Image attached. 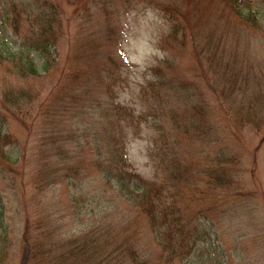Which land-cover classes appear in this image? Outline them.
<instances>
[{
	"label": "rangeland",
	"instance_id": "rangeland-1",
	"mask_svg": "<svg viewBox=\"0 0 264 264\" xmlns=\"http://www.w3.org/2000/svg\"><path fill=\"white\" fill-rule=\"evenodd\" d=\"M228 1L0 0V31L12 49L41 34L56 41L48 74L38 59L40 74L30 79L0 65V100L24 94L26 101L20 111L13 108L22 118L7 114L4 123L23 156L5 168L0 158V217L10 231L3 264L20 263L25 224L35 218L55 222L69 237L87 233L90 226H102L111 236L138 231L139 243L152 246L146 218L131 211L97 169L92 151L79 144L91 120L110 108L111 75L125 76L127 87L117 88V100L131 103L141 91L143 70L157 64L171 81L163 88L169 96L161 94L170 105L166 116L189 126L174 127L169 135L184 170L172 183L181 190L182 212L193 220L200 213L209 218L222 264H264V151L258 150L251 127L233 134L224 129L226 103L234 116L242 102L264 92V19L256 25L243 22ZM246 1L249 9L264 10V0ZM173 21L181 26L176 33ZM226 76L236 84L225 87ZM190 99L204 107L209 130L190 132V117L197 113L190 110ZM143 101L157 102L150 93ZM154 135L146 128L128 146L147 179L156 177L150 159ZM57 142L65 147L63 155ZM221 150L236 159L220 157ZM226 164L233 169L221 184L216 169ZM39 170L44 185L35 189Z\"/></svg>",
	"mask_w": 264,
	"mask_h": 264
},
{
	"label": "trees",
	"instance_id": "trees-1",
	"mask_svg": "<svg viewBox=\"0 0 264 264\" xmlns=\"http://www.w3.org/2000/svg\"><path fill=\"white\" fill-rule=\"evenodd\" d=\"M228 2L243 22L256 25L264 19V10L249 9L250 4L246 0ZM180 28V24L173 21L174 33ZM55 43L54 38L48 39L41 34L24 42L22 40L19 48L14 50L8 38L0 31V65H6L23 79H30L40 74L38 59L42 63V69L48 74ZM199 64L202 67L200 60ZM111 78L113 84L107 86L111 99L110 108H104L106 111L99 118L91 120L88 128L82 130L84 140L79 146L86 148V152H90L89 149L92 151L97 169L114 184L116 191L129 203L131 211L146 218L152 246L139 243L138 231L128 234L127 229H123L120 235L117 232L115 236H111L102 226H90L87 233L83 232L79 237H69L60 233V227L55 222L35 218L26 221L19 264H222L224 257L214 241L215 230L211 221L202 213L194 220L184 214L178 202L181 190L173 188L172 183L184 170L177 158V142L170 141L169 135L174 127H183L184 122L179 121L177 116H166L170 105L166 104L167 101L161 94L165 92L169 96V91L163 88L171 81L165 76L164 67L157 64L143 70L144 82L141 83V91L138 99L131 103L117 100V88L127 87L125 76L117 77L112 74ZM225 79V87H231L233 82L236 84V81L231 83L228 76ZM55 88H58L57 93L63 94L64 90L60 86ZM170 88H173L171 84ZM149 93L157 100L155 104L143 101L148 100ZM22 97L24 94H20L18 98H10V102L9 97L0 100V158L4 160L2 168L9 166L10 162L15 164L23 156V152L19 153L15 148L18 144L17 138L4 129L7 114H12L15 119L22 118L13 112L14 107L19 111L26 107V101ZM60 97L61 94H58L56 102ZM226 99L224 102L229 101L228 97ZM246 102H242L234 116L229 112L231 108L226 103L224 115L227 126L224 129H229L226 132L233 134L251 127L259 138L258 150L264 151V92L251 96ZM197 103L190 99V110L197 112L190 117V132L195 133L201 132L204 126L208 130L211 128V120L205 117L204 107ZM173 110L170 107L169 113ZM83 115L85 116L84 112ZM169 124L172 128H169ZM184 127L189 126L186 123ZM146 128L155 131L154 146L150 150V159L156 169L154 179L143 177L129 155V143L140 137ZM78 133L79 131L76 134ZM57 143L58 148L62 149L59 154L63 155L65 147ZM220 153V157L226 160L230 157L236 159V156L227 155L222 150ZM223 169L230 170L227 176L220 172ZM232 169L227 164L219 165L216 169L219 172L215 176L217 182L223 184L225 179H229ZM43 180L39 170L33 182L35 189L42 188ZM242 193L244 197H249V194ZM9 244L10 231L3 224V217H0V264L7 257ZM149 248H153L158 256H152Z\"/></svg>",
	"mask_w": 264,
	"mask_h": 264
}]
</instances>
